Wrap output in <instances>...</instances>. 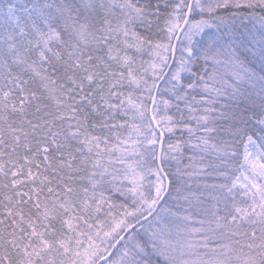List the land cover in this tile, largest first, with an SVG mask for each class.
<instances>
[{
	"label": "snow or ice",
	"instance_id": "snow-or-ice-1",
	"mask_svg": "<svg viewBox=\"0 0 264 264\" xmlns=\"http://www.w3.org/2000/svg\"><path fill=\"white\" fill-rule=\"evenodd\" d=\"M0 264H264V0H0Z\"/></svg>",
	"mask_w": 264,
	"mask_h": 264
}]
</instances>
